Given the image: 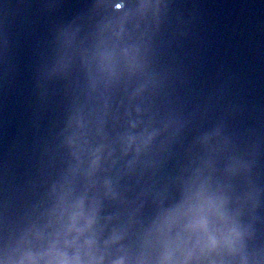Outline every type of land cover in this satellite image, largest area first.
Instances as JSON below:
<instances>
[{"label":"water","instance_id":"1","mask_svg":"<svg viewBox=\"0 0 264 264\" xmlns=\"http://www.w3.org/2000/svg\"><path fill=\"white\" fill-rule=\"evenodd\" d=\"M264 264V0H0V264Z\"/></svg>","mask_w":264,"mask_h":264},{"label":"clouds","instance_id":"2","mask_svg":"<svg viewBox=\"0 0 264 264\" xmlns=\"http://www.w3.org/2000/svg\"><path fill=\"white\" fill-rule=\"evenodd\" d=\"M64 264H69V262L68 261H65Z\"/></svg>","mask_w":264,"mask_h":264}]
</instances>
